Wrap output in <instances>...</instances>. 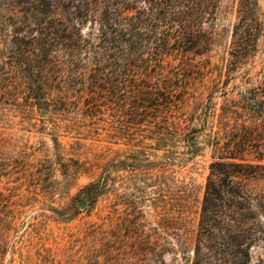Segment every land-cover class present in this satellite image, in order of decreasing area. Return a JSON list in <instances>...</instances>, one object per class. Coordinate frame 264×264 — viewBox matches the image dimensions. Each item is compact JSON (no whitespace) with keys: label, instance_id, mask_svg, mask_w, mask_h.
Here are the masks:
<instances>
[{"label":"rangeland","instance_id":"rangeland-1","mask_svg":"<svg viewBox=\"0 0 264 264\" xmlns=\"http://www.w3.org/2000/svg\"><path fill=\"white\" fill-rule=\"evenodd\" d=\"M23 1L0 0V264H192L217 143L264 165V30L245 51L239 0H220L210 42L142 75L164 95L135 93L74 65L72 1L48 15ZM75 32L81 60L98 26ZM242 184L261 192L264 176Z\"/></svg>","mask_w":264,"mask_h":264},{"label":"trees","instance_id":"trees-1","mask_svg":"<svg viewBox=\"0 0 264 264\" xmlns=\"http://www.w3.org/2000/svg\"><path fill=\"white\" fill-rule=\"evenodd\" d=\"M56 1L23 2L28 5L27 14L48 15ZM69 1L74 5V65L79 62L82 69H93L104 82L123 76V85L134 83L135 93H148L153 88L158 95L164 93L142 75L149 77L155 73L158 64L153 66L152 62H162L172 51L200 50L210 42L212 32L205 27L211 25L209 21L220 3V0ZM263 17L259 0H239L236 44L245 45L247 52L257 47L264 30ZM89 22L98 26V38L86 50L87 58L80 60L75 30ZM55 29L43 26L41 31L50 34ZM96 86L99 87V81ZM242 144L243 147H238L229 140L221 147L217 143V150L223 155L212 163L207 179L192 264H264V190L251 193L242 184V180L264 176V165L241 157L238 153L246 142ZM105 184L100 181L90 186V190L102 193Z\"/></svg>","mask_w":264,"mask_h":264},{"label":"water","instance_id":"water-1","mask_svg":"<svg viewBox=\"0 0 264 264\" xmlns=\"http://www.w3.org/2000/svg\"><path fill=\"white\" fill-rule=\"evenodd\" d=\"M87 201L90 202V199H88ZM85 205H86V203H82L81 208H83Z\"/></svg>","mask_w":264,"mask_h":264}]
</instances>
